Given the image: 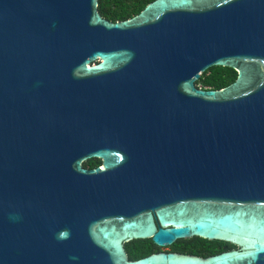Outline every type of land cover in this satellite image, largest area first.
<instances>
[{"label":"water","instance_id":"1","mask_svg":"<svg viewBox=\"0 0 264 264\" xmlns=\"http://www.w3.org/2000/svg\"><path fill=\"white\" fill-rule=\"evenodd\" d=\"M99 2L0 0V264H264V0Z\"/></svg>","mask_w":264,"mask_h":264},{"label":"trees","instance_id":"2","mask_svg":"<svg viewBox=\"0 0 264 264\" xmlns=\"http://www.w3.org/2000/svg\"><path fill=\"white\" fill-rule=\"evenodd\" d=\"M152 0H100L99 10L107 18L117 21L130 18L138 14ZM237 77V71L229 66L213 65L204 71L197 84L203 88H222L232 83ZM100 164L99 160L91 158L85 162L87 166ZM226 242L209 240L194 236L188 239H179L170 245L171 250L190 252L207 256L224 250ZM229 244V243H228ZM234 246L229 244V247ZM228 247V248H229ZM126 249L131 259H139L160 249L150 238L134 239L126 243Z\"/></svg>","mask_w":264,"mask_h":264},{"label":"flooded vegetation","instance_id":"3","mask_svg":"<svg viewBox=\"0 0 264 264\" xmlns=\"http://www.w3.org/2000/svg\"><path fill=\"white\" fill-rule=\"evenodd\" d=\"M95 159L99 160L100 164L95 165V166H93V167H97V166L101 165V159H99V158H95ZM85 166H87V165H85ZM87 167L93 168V167H91V166H87ZM223 246H224V249H228L229 244L226 243V244H224ZM232 247H235V246H231V247H229V248H232Z\"/></svg>","mask_w":264,"mask_h":264},{"label":"rangeland","instance_id":"4","mask_svg":"<svg viewBox=\"0 0 264 264\" xmlns=\"http://www.w3.org/2000/svg\"><path fill=\"white\" fill-rule=\"evenodd\" d=\"M160 249L161 250H165V251H170L171 250L169 245L162 246V247H160Z\"/></svg>","mask_w":264,"mask_h":264},{"label":"snow or ice","instance_id":"5","mask_svg":"<svg viewBox=\"0 0 264 264\" xmlns=\"http://www.w3.org/2000/svg\"><path fill=\"white\" fill-rule=\"evenodd\" d=\"M61 235H63V233H61Z\"/></svg>","mask_w":264,"mask_h":264}]
</instances>
